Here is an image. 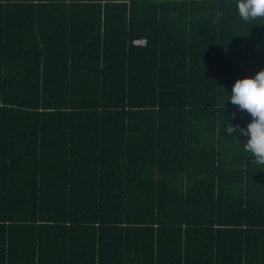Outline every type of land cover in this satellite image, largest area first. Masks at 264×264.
I'll use <instances>...</instances> for the list:
<instances>
[{"label":"trees","instance_id":"16d2710c","mask_svg":"<svg viewBox=\"0 0 264 264\" xmlns=\"http://www.w3.org/2000/svg\"><path fill=\"white\" fill-rule=\"evenodd\" d=\"M236 3L0 0V264H264Z\"/></svg>","mask_w":264,"mask_h":264},{"label":"clouds","instance_id":"9594fccd","mask_svg":"<svg viewBox=\"0 0 264 264\" xmlns=\"http://www.w3.org/2000/svg\"><path fill=\"white\" fill-rule=\"evenodd\" d=\"M236 9L245 22L264 18V0H237ZM217 15L221 16L223 13L219 12ZM259 47L257 45V49ZM228 94L229 98L225 101L238 106V111H246L251 119L246 126L228 124L224 128L236 142L243 145L244 151L251 155L255 163L264 164V69L255 75L236 79ZM240 136L246 137V140L241 142Z\"/></svg>","mask_w":264,"mask_h":264},{"label":"built area","instance_id":"2783aa9c","mask_svg":"<svg viewBox=\"0 0 264 264\" xmlns=\"http://www.w3.org/2000/svg\"><path fill=\"white\" fill-rule=\"evenodd\" d=\"M137 44H143L144 43V41H139V42H136Z\"/></svg>","mask_w":264,"mask_h":264}]
</instances>
